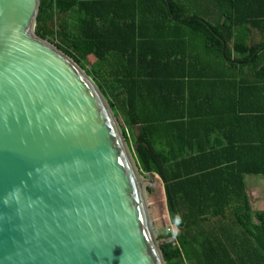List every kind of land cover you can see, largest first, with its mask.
<instances>
[{
  "label": "trees",
  "instance_id": "trees-1",
  "mask_svg": "<svg viewBox=\"0 0 264 264\" xmlns=\"http://www.w3.org/2000/svg\"><path fill=\"white\" fill-rule=\"evenodd\" d=\"M168 1L39 0L34 32L91 76L140 174L156 176L165 263L264 264L245 182L264 176V0Z\"/></svg>",
  "mask_w": 264,
  "mask_h": 264
},
{
  "label": "water",
  "instance_id": "water-1",
  "mask_svg": "<svg viewBox=\"0 0 264 264\" xmlns=\"http://www.w3.org/2000/svg\"><path fill=\"white\" fill-rule=\"evenodd\" d=\"M38 7L0 0V264H166L156 176L91 76L35 34Z\"/></svg>",
  "mask_w": 264,
  "mask_h": 264
},
{
  "label": "crops",
  "instance_id": "crops-1",
  "mask_svg": "<svg viewBox=\"0 0 264 264\" xmlns=\"http://www.w3.org/2000/svg\"><path fill=\"white\" fill-rule=\"evenodd\" d=\"M255 34L256 39L259 38V36L256 33ZM245 182L247 186V192L251 201V205L254 211H264V176H246ZM229 212L227 211V214ZM218 218H215L213 222L217 221ZM230 218L226 219L225 223H229ZM239 232L238 230H234ZM235 247H244L245 245L250 247H253V245L249 242V240L246 238L245 240L238 241L236 240L233 244Z\"/></svg>",
  "mask_w": 264,
  "mask_h": 264
},
{
  "label": "clouds",
  "instance_id": "clouds-1",
  "mask_svg": "<svg viewBox=\"0 0 264 264\" xmlns=\"http://www.w3.org/2000/svg\"><path fill=\"white\" fill-rule=\"evenodd\" d=\"M181 217L177 214L173 220L171 226L166 230L165 235L170 233V240H175L180 235L179 226L181 225Z\"/></svg>",
  "mask_w": 264,
  "mask_h": 264
},
{
  "label": "rangeland",
  "instance_id": "rangeland-1",
  "mask_svg": "<svg viewBox=\"0 0 264 264\" xmlns=\"http://www.w3.org/2000/svg\"><path fill=\"white\" fill-rule=\"evenodd\" d=\"M251 38L252 40H256V37H255V34H252L251 35ZM144 178H147V175L143 176ZM151 211V210H150ZM152 214V213H151ZM152 220H153V223H154V226H155V222H154V218H153V215H152ZM156 228V227H155Z\"/></svg>",
  "mask_w": 264,
  "mask_h": 264
}]
</instances>
